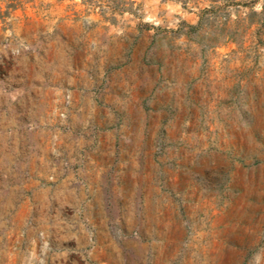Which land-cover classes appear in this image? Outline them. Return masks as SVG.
<instances>
[{
  "label": "rangeland",
  "instance_id": "rangeland-1",
  "mask_svg": "<svg viewBox=\"0 0 264 264\" xmlns=\"http://www.w3.org/2000/svg\"><path fill=\"white\" fill-rule=\"evenodd\" d=\"M8 107L48 130L24 138L50 149L48 183L87 191L88 150L112 167L101 236L88 193L58 217L37 185L2 191L0 264H264V0H0Z\"/></svg>",
  "mask_w": 264,
  "mask_h": 264
},
{
  "label": "crops",
  "instance_id": "crops-1",
  "mask_svg": "<svg viewBox=\"0 0 264 264\" xmlns=\"http://www.w3.org/2000/svg\"><path fill=\"white\" fill-rule=\"evenodd\" d=\"M78 88V87H77ZM63 88L58 91V96L62 99ZM75 94L77 95V89ZM79 95V94H78ZM78 99L82 101V96H78ZM24 99V98H23ZM43 98L31 97L30 106L34 112L39 113L42 103L40 100ZM21 101V100H20ZM35 104V105H34ZM35 106V107H34ZM40 106V107H38ZM20 113L31 112L30 108L25 107L21 104V107L17 108ZM15 111V108H6L5 113L2 118H0V194L5 191L14 195L20 190V185L26 181L31 185L37 187L40 192L35 200L47 210H55L58 217H64L62 197L64 194H69L73 199L82 198L83 193H88L90 199L87 203L88 214L96 222V232L98 234L105 233L104 219L106 217V206L104 205V185L108 177V171L112 167V163L108 159L107 148L102 147L98 152L94 150H88L85 157L81 158V162L85 167L84 177L87 183V191L81 186H74L73 175L71 173L64 174L62 170L58 171L55 176V182L53 184L48 183L49 174L51 172L52 164V154L47 144L43 146L38 145H26L24 138L36 137V136H48L49 132L44 127L39 129H29L25 127V121L14 120L9 117V113ZM23 119V118H22ZM45 117H39L31 121L38 123H46L48 120ZM24 120V119H23ZM28 124V123H27ZM22 126V128L18 126ZM16 127V128H15ZM48 133V134H47ZM16 138H22L21 144L16 143ZM61 143L67 148L72 147L73 140L71 135L65 136ZM27 142V140H26ZM65 150V149H64ZM66 153H71V151H64ZM29 172L32 173L30 178L24 180V175ZM45 182V183H44ZM73 183V184H72ZM36 189V190H37ZM2 196H4L2 194ZM13 200H8V205L11 204ZM54 204V206H53ZM14 210L13 204L10 206ZM99 248H104L107 246V242L104 240L97 241ZM59 246L65 247V244L73 245L77 249H82L85 245V241H73L64 242V240L58 241ZM67 253L66 251L60 252V255Z\"/></svg>",
  "mask_w": 264,
  "mask_h": 264
},
{
  "label": "built area",
  "instance_id": "built-area-1",
  "mask_svg": "<svg viewBox=\"0 0 264 264\" xmlns=\"http://www.w3.org/2000/svg\"><path fill=\"white\" fill-rule=\"evenodd\" d=\"M62 165L64 166L65 169H70L74 171L75 169H77L75 164L72 163L70 158H65L64 160H62Z\"/></svg>",
  "mask_w": 264,
  "mask_h": 264
}]
</instances>
